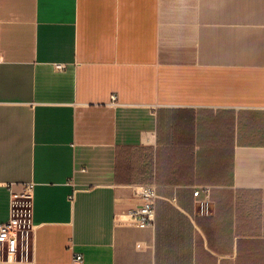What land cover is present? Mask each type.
I'll return each mask as SVG.
<instances>
[{"label":"crops","instance_id":"1","mask_svg":"<svg viewBox=\"0 0 264 264\" xmlns=\"http://www.w3.org/2000/svg\"><path fill=\"white\" fill-rule=\"evenodd\" d=\"M12 212L17 264H264V0H0Z\"/></svg>","mask_w":264,"mask_h":264},{"label":"built area","instance_id":"2","mask_svg":"<svg viewBox=\"0 0 264 264\" xmlns=\"http://www.w3.org/2000/svg\"><path fill=\"white\" fill-rule=\"evenodd\" d=\"M112 99L114 100L115 97L112 96ZM83 171L85 170L83 169ZM199 193L200 191L196 190L194 195L197 197ZM141 194L145 199V203L137 212L140 217V223L142 226H152L154 221V200L156 198L154 189L145 188ZM25 227V220L14 215L13 212L7 222L0 224V262L3 264L19 263V260H16V258L19 250L24 248ZM74 262L81 263L82 256L76 255Z\"/></svg>","mask_w":264,"mask_h":264}]
</instances>
